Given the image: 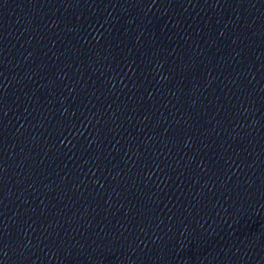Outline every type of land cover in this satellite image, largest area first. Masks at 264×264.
<instances>
[{"label": "water", "instance_id": "95a60500", "mask_svg": "<svg viewBox=\"0 0 264 264\" xmlns=\"http://www.w3.org/2000/svg\"><path fill=\"white\" fill-rule=\"evenodd\" d=\"M0 264H264V0H0Z\"/></svg>", "mask_w": 264, "mask_h": 264}]
</instances>
